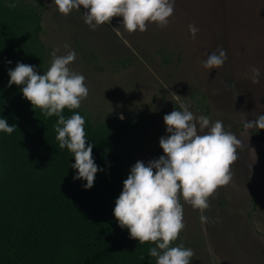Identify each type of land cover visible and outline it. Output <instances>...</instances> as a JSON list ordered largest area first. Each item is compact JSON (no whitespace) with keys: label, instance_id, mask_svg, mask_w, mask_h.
Here are the masks:
<instances>
[{"label":"rangeland","instance_id":"1","mask_svg":"<svg viewBox=\"0 0 264 264\" xmlns=\"http://www.w3.org/2000/svg\"><path fill=\"white\" fill-rule=\"evenodd\" d=\"M40 1L43 68L54 49L58 56L75 51L69 67L89 88L78 110L91 124L120 114L129 128L115 145L121 192L137 161L147 165L164 155L159 140L168 135L163 117L175 108L173 92L194 115L221 121L242 141L232 180L209 198L206 224L181 198L185 227L175 241L195 253L190 264H264V130L244 126L264 115V0H175L167 27L148 23L143 33L120 35L112 30L120 17L92 31L83 8L65 17L54 0ZM190 24L199 29L195 38ZM219 46L227 52L224 65L205 69L203 61ZM253 67L260 70L258 84L251 82Z\"/></svg>","mask_w":264,"mask_h":264},{"label":"trees","instance_id":"2","mask_svg":"<svg viewBox=\"0 0 264 264\" xmlns=\"http://www.w3.org/2000/svg\"><path fill=\"white\" fill-rule=\"evenodd\" d=\"M41 5L0 0V119L16 126L11 134L0 132V264H156L149 256L155 244L131 239L113 215L121 194L115 145L129 128L118 118L91 124L78 109L63 110L65 118L78 112L85 119L93 145L99 170L86 189V181L73 179V154L59 147L58 117L33 110L20 87H9L8 72L18 62L46 72Z\"/></svg>","mask_w":264,"mask_h":264},{"label":"clouds","instance_id":"3","mask_svg":"<svg viewBox=\"0 0 264 264\" xmlns=\"http://www.w3.org/2000/svg\"><path fill=\"white\" fill-rule=\"evenodd\" d=\"M54 5L65 17L73 10L83 8L84 23L92 31L110 25L113 18L120 17V25L112 28L120 35L122 31L143 33L147 31L148 23L167 27L174 14L175 0H54ZM9 7H15V4ZM198 31L195 25H189L193 38ZM64 47L67 49L68 45ZM59 51V48L53 50L51 65L43 75L38 74L34 66L18 62L8 72L9 87H20L33 110H42L46 117H58L56 139L60 149L67 148L74 156L75 163L71 167L77 175L73 179L86 181L85 188L90 189L99 169L92 156L93 145L85 138V119L78 112L70 118L63 115L66 108L80 107L89 95V88L85 77L69 67L76 59V52L69 50L58 56ZM226 60L227 52L219 46L203 61V67L218 69ZM251 73V82L258 84L260 70L253 67ZM170 96L175 108L164 115L168 135L159 140L164 155L147 165L142 161L135 163L123 182L113 215L119 226L129 231L131 239L138 240L141 245L155 244L149 256L157 258L156 264H190L195 255L193 250L171 246L185 227L180 200L182 198L194 210H199L200 221L206 224L208 218L203 213L209 208V198L218 187L232 180L231 165L237 159V148L242 141L225 131L221 121L213 123L207 116L194 115L186 98L174 92ZM245 121L244 126L248 129L264 130V115ZM15 130V125L9 126L6 119H0V132L11 134Z\"/></svg>","mask_w":264,"mask_h":264},{"label":"water","instance_id":"4","mask_svg":"<svg viewBox=\"0 0 264 264\" xmlns=\"http://www.w3.org/2000/svg\"><path fill=\"white\" fill-rule=\"evenodd\" d=\"M121 116H122V115L119 114V115L117 116V118H118L119 120H121V119H120Z\"/></svg>","mask_w":264,"mask_h":264}]
</instances>
